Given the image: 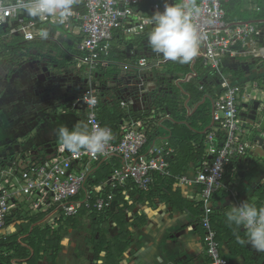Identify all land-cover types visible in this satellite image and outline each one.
Returning a JSON list of instances; mask_svg holds the SVG:
<instances>
[{"label": "crops", "instance_id": "crops-1", "mask_svg": "<svg viewBox=\"0 0 264 264\" xmlns=\"http://www.w3.org/2000/svg\"><path fill=\"white\" fill-rule=\"evenodd\" d=\"M232 1L229 0L224 5L229 7ZM260 1L264 2V0H243L244 5L241 8V14L248 16V18H240L238 21H233L229 17L226 6L224 7L226 9V19L230 22L261 21V39L263 42L264 4L262 5ZM140 5L144 15L150 16L154 14L150 0H142ZM131 23L132 21H129V24ZM42 26L49 33L46 40L39 39L35 42H27L24 39V46L31 47L27 55L31 59L30 61L40 58L49 49L54 51V55L58 51L56 48L58 44H53L58 39V36L53 32V27L56 24L44 23ZM74 26L76 25L74 24ZM152 27L153 25H149L142 33H145L148 29L151 31ZM5 30L9 31V28ZM66 32L69 35L68 37L72 38V41L76 43L73 46L76 51L74 53L72 51L69 52L70 57L74 59L80 54L77 46L82 35L79 33L78 27L72 31L66 29ZM117 32H120L121 35L114 36L112 48L109 51L100 50V62L95 71V76L96 73H99L103 81L102 84L100 81H95L101 103L110 107L115 103V106L111 109L118 107L122 111L119 118L120 132H115L117 136L121 133V127L126 122L142 118L150 119L151 123L156 126V132L157 128L163 124H168L173 130L181 132L179 136L177 131H175L177 136L174 134L168 137L158 136L153 140V143L149 140V144L152 145H163L165 141L170 144L172 153L168 160L170 162L169 170L171 175L156 174L154 184L149 190L143 191V195L139 193V189L135 185L133 186V181H129L130 183L128 182L127 186L122 188L123 190L121 189L123 196L119 200L121 201L119 202V207L125 213L123 223L126 222L127 226L126 236L123 237L122 227L116 221L115 216L118 214L111 216V218L106 217L107 239L114 246L118 243V248L123 247L127 243L130 244L126 250H123L124 252L121 256L119 254L116 255L117 251L115 252L114 250L115 259L112 260L111 258L108 261L105 258L106 252L103 251L101 254L102 259L94 260V251L89 242L90 236L87 239V243L69 242L68 237H66L67 233L71 235L75 232L84 231L89 235L92 229L93 217L86 210H82L86 211V213L81 214V211L78 216L73 217L79 219V226L76 229H69V231L65 232L62 243L63 248L56 260L54 261V259L50 258V253L44 254L42 251L41 255L43 256L38 260L37 264H68L71 261V257L82 252V247L90 255L80 264H114V261L116 264H210L211 260L204 242L206 231L200 223V216L203 212L200 192L203 186L195 182V177L197 167L208 157L207 144L202 147L201 143L204 141V133H207L213 127V118L209 125H203L202 121L195 117L196 112L194 111L205 99V102L210 100L212 112L213 95L216 97L222 91L220 72L216 70L218 74L214 73V68L207 64L201 54H198L190 63H187L190 71L184 74V72L179 71V66L176 65L177 62L164 60L151 50L147 43L148 36L144 38L141 35L142 33L128 34L121 30H117L115 35ZM17 35L23 37L21 33ZM141 37L143 39L136 42ZM43 44L45 46L41 48L40 46ZM68 49V47H65L62 51H68ZM0 50L8 51L2 45H0ZM112 50L117 58L114 60L104 58ZM148 52H152L153 60L150 55H147ZM1 53L0 51V55ZM47 55L50 56V51L49 53L47 51ZM136 56H139L137 60ZM23 57L26 56H22L21 59ZM120 57L124 58L121 59ZM142 57H148L152 63L159 61V68L155 67L152 70L141 71L138 68V62ZM72 62L74 63L73 60ZM170 62L173 64H170ZM3 64L0 61V113L7 110L11 114V119L15 118V121H20L27 118V115L22 116L23 112L26 113L25 109L23 107L22 109L18 108L23 105L20 103L21 90L13 89L10 83L11 81L22 82L24 74L19 72L16 67L13 70L16 71L14 78L11 76L13 71L9 69V65L5 66ZM73 65L79 70L81 75L80 80L76 82L82 84L80 87L85 86L87 75L85 69L81 70V66L84 65L81 63H74ZM53 66L56 67L57 71H60L57 69V65L54 64ZM84 67L86 68V66ZM109 72H113V74L109 76ZM221 72L231 85L248 83L254 86L257 84V90L264 86V58L253 55L229 57L224 60ZM194 77H203L202 80L207 84V90L209 91L200 103H198L199 101H192L193 99L191 96L189 97L190 94L188 93L190 90L186 86ZM151 83H154V85H151ZM183 87L185 90L182 89ZM166 96L176 101L172 106V111L170 109L162 110L161 99ZM17 98H19L18 101L16 100ZM186 102H188L189 109ZM8 103H10V106L6 109L5 107ZM68 104L70 105L68 110L71 107L70 111L80 112V119L73 123L72 129L74 126L80 125L82 126L81 131L89 132L86 121L87 108L84 105L73 108L71 94ZM177 107L179 109L176 110ZM168 114L170 116L165 118ZM183 116L184 119H181ZM176 117H178L177 123ZM175 137L186 138V141L180 144L175 140ZM53 140V144L50 146L42 145L43 142L41 141L30 148H22L23 146L16 145L8 150L4 156H0V169L14 168L15 165L22 161L23 156L21 157V155L29 151H34V156L37 157L43 151L44 153H50L48 149L61 142L59 137H55ZM147 148V146L144 148L145 152H147ZM114 159L118 158L114 157L111 160ZM118 166H113V169ZM181 176H186L191 183L180 182L178 179ZM172 179L173 185L171 186L170 181ZM223 183V188L214 195V213L212 214V225L219 234L223 255L228 260V264H264V252L256 251L250 244L243 245L238 243V238H245V230L238 228L234 224L229 225L226 217V213L230 211L232 205L238 206L243 201H248L257 207L264 206V148L255 149L254 158L250 163L233 160ZM91 185H96L94 178ZM137 190L138 192H136ZM20 206L21 208L9 217L10 224L0 229V239L9 240V236H17L23 241V238L28 237V233H24L23 230L27 227V224L31 223L32 218L40 219L35 225L41 224L44 227L41 223L42 215L34 214L26 200L22 201ZM120 239L121 241H118ZM115 248L117 247L115 246ZM5 249L0 248V255L2 252H7ZM70 251H74L72 255L69 253ZM24 264L28 263L25 262Z\"/></svg>", "mask_w": 264, "mask_h": 264}, {"label": "built area", "instance_id": "built-area-1", "mask_svg": "<svg viewBox=\"0 0 264 264\" xmlns=\"http://www.w3.org/2000/svg\"><path fill=\"white\" fill-rule=\"evenodd\" d=\"M141 1L76 0L73 15L60 24L50 18L41 20L15 13L10 7L13 0H0V27L9 28L12 34L21 33L27 42L41 39L37 32L44 29V23L59 24L70 31L78 27L82 38L77 46L80 54L74 59L86 66L87 83L71 93V104L73 108L80 105L87 108L89 132L105 128L112 136L99 153L93 154L84 149L71 153L63 149L60 142L52 146L51 153L43 151L37 157L34 156V151H29L21 155L22 165L18 163L14 168L0 169V229L7 226L9 217L21 208L20 204L25 200L34 214L42 215L41 223L44 227L58 229L68 219L78 216L82 210L89 214H105L116 197V190L126 187L129 181H133L140 191H147L154 184L156 174L171 175L168 157L172 149L168 141L163 145L149 144L150 135L156 132V126L150 119L126 122L121 127V134L117 136L111 128L102 125L98 115L100 94L95 86V71L100 62V50L109 51L112 48L117 30L138 34L152 25V15L143 14ZM227 1L229 0H195L200 13L192 19L200 37L198 54L220 72L222 86V91L213 102V127L206 133L208 157L197 167L195 177V182L203 186L200 192L203 211L200 223L206 231L204 242L210 264H228L212 225L214 195L223 188V180L232 161L250 163L255 149L261 148L260 141L251 137L250 122L241 116L242 105L256 98L257 84L231 85L223 77L221 68L224 60L229 57L253 55L264 58L262 23L228 21L224 7ZM150 2L155 14L164 10L165 3L173 4L182 0ZM129 21L132 23L129 24ZM29 34L31 39L27 38ZM159 63H152L148 57H142L138 68L141 71L152 70L159 68ZM169 116L168 114L165 118ZM146 146L147 152L144 150ZM114 157L121 159V165L109 178L91 185L96 162L109 161ZM178 180L191 183L186 176H181Z\"/></svg>", "mask_w": 264, "mask_h": 264}, {"label": "trees", "instance_id": "trees-1", "mask_svg": "<svg viewBox=\"0 0 264 264\" xmlns=\"http://www.w3.org/2000/svg\"><path fill=\"white\" fill-rule=\"evenodd\" d=\"M260 3L263 5L264 2L260 1ZM228 7L226 6L228 12H229V17L232 18L233 21H238L240 18H248V16L241 14V8L244 5L243 0H233ZM244 13V12H243ZM244 16V17H243ZM262 16V15H261ZM259 16V17H261ZM150 32V29L146 30L145 33H142V37L148 36ZM117 35H121L120 32H117L115 37ZM139 38L136 42L142 40L143 38ZM25 40L22 36L17 35V34H11L10 30L6 31L3 27H0V45L3 46V48H6L8 50V53L12 55L14 59H20L22 56H27L28 52L31 50V47H28L27 51H24V45H25ZM27 44V43H26ZM34 44V43H33ZM45 46V44L41 45L40 47L42 48ZM27 47V46H26ZM72 51L73 53L76 51L72 46L68 49V51H62L58 50L57 54L59 55H52L50 53V59H51V64L52 65H57V68L62 69L63 67L68 66V62L74 61L75 64H78V61L70 57L69 52ZM62 56V58H60ZM77 57V56H76ZM104 58H110L111 60L116 59L117 57L114 56L113 50ZM123 59L124 57H120ZM139 58V56H136V60ZM170 64H173L170 62ZM179 69V71L184 72V74L188 73L190 71L189 66L186 64H182L177 62L176 64ZM85 67L81 66V70H84ZM214 73L218 74L216 69L213 70ZM113 74V72H109L108 75L110 76ZM200 74V73H199ZM198 77V76H197ZM194 77L192 78L191 81H189L186 86L190 90L188 92L193 99L192 101H199L200 103L204 97H206L207 92V84L204 82L203 77L197 78ZM95 81H100L101 84L103 83L101 75L96 73L95 76ZM199 82V83H198ZM192 84H194L192 86ZM82 84L81 83H76L70 92V94L80 88ZM202 87V88H201ZM182 89L185 90L183 87ZM213 98L215 99V96L213 95ZM176 101L173 99H169L168 96L163 99H161V106L162 110H168L170 109L171 111L173 110L172 106L175 104ZM177 105V104H176ZM115 106V103L113 106L109 105H104L99 103V119L102 122V125L104 127H109L111 128L114 132H120L119 128V121H120V116L122 114V111L117 108L111 109L112 107ZM178 106V105H177ZM211 102L210 100H207L205 103L201 104L199 108L197 109L195 113V117L202 121L203 125L205 124L206 126L210 124L211 119H212V112H211ZM63 108H67V104L63 105ZM179 109L178 107L176 110ZM176 115V114H175ZM181 119H184L181 117ZM176 123L178 120V117H176ZM175 131L181 134L180 131L178 130H173L171 126H168V124H163L159 128H157V132L153 135H151L150 140L153 142V140L158 137V136H170L174 134L177 136ZM121 133H119L120 135ZM184 136V135H183ZM175 140L178 141V143L183 144L184 141H186V138H181V137H175ZM206 144V133H204V141L201 143L202 147H204ZM121 159H114V160H109V161H98L96 162L95 165V170L93 172L92 178H94L95 184L101 183L114 172L115 169H113V166L115 165H121ZM118 166V167H119ZM117 168V167H116ZM230 169V166L229 168ZM131 182V181H130ZM129 182V183H130ZM133 184V183H132ZM171 186L173 185V179L170 181ZM134 186V184H133ZM129 188V187H128ZM122 188H119L116 190V198L114 201L107 207L106 213L105 214H98V213H92L91 216L93 217V225L92 229L90 231V238L89 242L92 245V249L94 251V260L102 259L101 254L103 251L106 252L105 258L109 261L114 260L115 256L119 254L120 256L123 254V250H126L128 246H130L129 243L124 245L123 247L118 248V243L115 244V246L118 248H115V246L110 242L109 239H107V220L106 217L115 216L116 221L119 222L120 226L122 227V235L123 237L126 236V222H124L125 218V213L123 209L119 207L121 201L122 195ZM138 192V190L136 191ZM139 193L143 195V191L139 190ZM202 207V205H201ZM86 211H82L81 214H85ZM35 219V220H34ZM40 220V219H39ZM37 218H32L31 223L27 224V227L23 230L24 233H28V237L23 238V241L20 240L19 237L17 236H9V240L5 239H0V248H6L7 252H2L0 255V264H24L27 262L28 264H37L38 260L42 258L43 255H41V252L43 251L44 254H49L50 253V258L56 260L58 257L59 252L62 250V243H63V238L65 232L69 231V229H76L79 226V219L77 218H71L68 219L65 224H62L58 229H52L49 227H42V225H35L36 222L39 221ZM214 222V220H213ZM10 224V221L8 219V223ZM215 226V225H214ZM217 236L219 238V234L217 233ZM122 239V238H121ZM118 240V241H121ZM126 243V242H125ZM117 249V250H116ZM117 251L116 255L114 253ZM113 264V263H111ZM114 264L115 261H114Z\"/></svg>", "mask_w": 264, "mask_h": 264}, {"label": "clouds", "instance_id": "clouds-1", "mask_svg": "<svg viewBox=\"0 0 264 264\" xmlns=\"http://www.w3.org/2000/svg\"><path fill=\"white\" fill-rule=\"evenodd\" d=\"M76 0H13L10 4L15 13L26 14L32 18H50L53 22L63 24L73 15ZM200 8L195 0H182L173 4L165 3L164 10L151 16L152 30L147 37L148 46L164 60L190 63L199 50L200 37L192 23L193 17L199 15ZM37 35L47 39L48 31L40 29ZM31 39V34L28 35ZM80 125L73 129L62 125L57 136L61 147L71 153L84 149L90 153L102 152L111 132L105 128L93 129L91 132L81 131ZM229 225L243 228L245 238H238L240 244H250L258 252H264V207H257L248 201L238 206L232 205L226 213Z\"/></svg>", "mask_w": 264, "mask_h": 264}, {"label": "rangeland", "instance_id": "rangeland-1", "mask_svg": "<svg viewBox=\"0 0 264 264\" xmlns=\"http://www.w3.org/2000/svg\"><path fill=\"white\" fill-rule=\"evenodd\" d=\"M53 32L58 36L57 41L53 43L58 44L56 45L57 50L75 46L76 43L72 41V38L68 37L66 29L62 25L56 24L53 27ZM51 47L53 48V46ZM23 50L27 51L28 47L24 46ZM0 51L2 52L0 61L4 63L3 65H9L8 67L12 71L17 67V70L24 74L22 82L11 81L10 84L13 89L21 90L20 103L23 105L18 108L22 109L23 107L26 113L23 112L22 116L27 115V118L15 121V118L11 119V114L7 110L0 113V156H4L8 150L16 145L23 146L22 148H30L41 141L43 142L42 145L50 146L53 144V139L58 137L57 131L62 125L72 129L73 123L80 119V112L70 111L71 107L68 110L72 87L81 78L79 70L69 60L67 67L57 68L60 70L57 71L56 67L51 64L50 56L47 55V51L54 55L52 49L47 50L40 58L33 61H30L31 59L28 56L20 58V60L14 59L8 51ZM55 55H57L56 52ZM147 55H150L153 60L152 52H148ZM15 74L16 71H13L11 76L14 77ZM18 99L16 100L18 101ZM64 104H68L67 108H63ZM9 106L10 103L5 108H9ZM67 234L66 237H68L69 242L75 241V243H87V239L90 236V232L88 235L84 231L75 232L71 235ZM82 248V252L71 257V261L68 264H80L88 258L90 253L84 251V247ZM72 252L74 251L69 253L72 255Z\"/></svg>", "mask_w": 264, "mask_h": 264}, {"label": "water", "instance_id": "water-1", "mask_svg": "<svg viewBox=\"0 0 264 264\" xmlns=\"http://www.w3.org/2000/svg\"><path fill=\"white\" fill-rule=\"evenodd\" d=\"M254 22V20H253ZM193 66V65H192ZM187 95H189L187 93ZM190 97V95H189ZM205 102H201L194 112L197 111L198 107ZM252 102V105H251ZM188 102H186L187 104ZM187 108L189 106L187 104ZM214 109L212 108V114ZM241 116L250 122L251 124V137L253 140H259L260 146L264 148V86L258 90L256 98L251 100L249 103H245L242 105ZM53 148L48 149V152H52Z\"/></svg>", "mask_w": 264, "mask_h": 264}, {"label": "flooded vegetation", "instance_id": "flooded-vegetation-1", "mask_svg": "<svg viewBox=\"0 0 264 264\" xmlns=\"http://www.w3.org/2000/svg\"><path fill=\"white\" fill-rule=\"evenodd\" d=\"M261 89V88H260ZM251 105H252V102H251Z\"/></svg>", "mask_w": 264, "mask_h": 264}]
</instances>
